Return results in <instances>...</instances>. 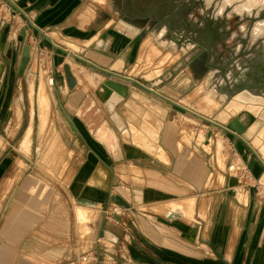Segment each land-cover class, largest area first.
Wrapping results in <instances>:
<instances>
[{
    "label": "crops",
    "instance_id": "1",
    "mask_svg": "<svg viewBox=\"0 0 264 264\" xmlns=\"http://www.w3.org/2000/svg\"><path fill=\"white\" fill-rule=\"evenodd\" d=\"M11 1L24 11L29 20L44 35L50 37L54 44L66 50L68 48V52L99 68L134 79L140 83L148 82L147 80L150 79H144V74L138 76L130 72L139 65V60L145 59L146 52L152 55L153 51H159V55L154 61L163 58L167 53H170L169 59L178 54L175 62L166 68L162 69L161 63L158 67L153 65V68L160 69L159 76L184 56L183 50H177L170 46V43L164 46L159 45L156 32H154L155 27L149 29L150 22H147V19H152L145 18V15L122 14L121 9L115 6L114 0ZM186 18L190 22H194L198 19V14L187 15ZM23 27L25 26H22L21 29H24ZM21 29L17 32V36ZM53 34L62 40L66 38L71 41L64 40V44H62L61 39L57 40ZM25 40L30 44L34 40H38L43 47L41 56H43L46 67L50 68L49 73L51 74V70L57 73L58 82H56L60 92H56L58 98L62 100L61 104L64 103V100L72 99L75 101L78 96L84 97L87 91L82 88L84 83L82 76H75L72 72L76 86L73 90H69L66 78L63 74L61 75V67L53 68L52 66L51 57L55 52L50 46L35 31L30 29L26 30ZM70 45L75 46L77 51H73ZM165 51L166 53L163 54ZM218 51L220 52L219 49ZM64 57L66 61L69 59L80 65L85 73L96 75L97 84L90 89L97 88L104 79L125 84L128 89L126 99L116 110L125 129L119 133L116 126L112 124L118 135L121 137L123 135L119 145L113 129L111 130L116 142L114 151L110 150L106 144L99 142L96 137L97 140L89 136L84 130L83 124L77 123L79 109L75 111L72 118L66 112L71 124L69 125L78 133L86 146V151L82 152L81 165L74 178V187L77 189L75 196L79 200V205L98 210L105 204L106 211L98 212L100 214L99 233L93 236L94 223L87 222L85 231L83 233L82 230L78 232L71 218H66L63 214L58 216L50 214L44 218L37 213V211H42L39 203L35 202V204L32 200L26 199L22 193H19L20 197L19 194H15V198H12L15 202L11 205L15 208L13 211L16 212V214L14 213L15 231H13L15 233L9 235L7 240L5 239L7 246L2 245L0 247V264H76L79 258L93 248L100 250L98 264H264V187L262 188L264 171L245 144L234 141L230 137L231 143L238 149L240 156L247 161L246 163L250 167L251 175L256 183L249 189V185L245 183L248 195L243 200L245 199L248 203L242 204L237 199L238 194L233 198V201L230 198V201H227L228 196L225 188H227L230 175L219 166V161L224 163V159L221 158L222 152L225 150L222 137H219L220 144L223 146L221 151L217 149L213 137L207 136V132L199 131L204 133L201 145L204 148L209 147V149L206 148L207 150H205L198 145L200 133L196 139L195 151L198 152L197 147L203 149L202 153H205L206 160L209 152H211L212 143L215 145V168H217L215 176L221 186L219 189L216 187L211 189L210 186L214 179L213 172L209 171V165L207 161L202 159V156L200 158L194 157L196 154L192 149L191 140L181 137L184 131H180L181 127L177 124L178 119L184 121L183 114L190 116L189 114L157 96L145 92L134 84L108 77L89 66L76 62L69 56ZM38 62V58L34 57L33 64ZM188 69L190 66L181 70L169 83L160 87L157 93L194 111L195 109L190 105L191 102L186 101L188 98L183 97L181 92L172 88L175 83L184 81L183 78L187 81L186 72ZM133 94L139 95L141 99H132ZM203 101L207 107L217 104L209 95H206ZM151 105L159 110L155 111ZM197 114L210 120L213 119L207 114L200 112ZM147 115H150L152 124H150L151 119L147 118ZM186 120L188 123L192 122L188 118ZM145 125L158 127L156 145L166 157L165 161L147 152L140 145L133 143L131 137L127 135L131 126L142 130ZM243 139L250 145V140ZM54 145L55 148L58 147L57 140L49 146ZM118 157H120L119 160ZM199 159L202 165H200ZM261 160L264 162V159L261 158ZM138 161L147 162L159 170L162 169L169 173L173 172L174 169L179 170L182 174L176 173L174 178H191L194 183V192H201L200 200L196 195L185 198L178 197L176 192H169L165 188L159 187L155 181L158 179L157 175H154L155 173L153 174L154 182L150 186L142 185L143 180L140 178H144V176H137L142 171L140 172L138 166L135 165ZM114 162L129 163H127V168H125L126 164L119 168L120 178L124 182L119 188L120 195L123 197V203L120 205L114 202L115 195H117L113 191L114 179L116 178ZM171 163L176 167L169 168ZM192 165H196L195 170H193ZM128 168L139 172L135 171L136 176L132 177L135 182L140 184L139 186L134 185V182L128 184L127 179H130L126 174ZM239 188H237L238 193ZM1 189L0 187V191ZM192 200L195 202L194 220L175 218L176 214L174 217H171V214H165L163 206L167 202L176 201L185 204ZM189 205L185 210H192L191 204ZM23 206L30 208L33 212L25 209V213L20 214ZM151 206L154 207L150 208ZM149 209L163 214L151 212ZM201 212L203 214L200 215ZM106 213L110 216L109 219H106ZM1 218L2 216H0V220ZM74 218L76 220V214H74ZM1 227L0 232L3 230V226Z\"/></svg>",
    "mask_w": 264,
    "mask_h": 264
},
{
    "label": "rangeland",
    "instance_id": "2",
    "mask_svg": "<svg viewBox=\"0 0 264 264\" xmlns=\"http://www.w3.org/2000/svg\"><path fill=\"white\" fill-rule=\"evenodd\" d=\"M206 7L213 5L215 14H258V12H264V0H204ZM22 11V10H21ZM14 12V13H13ZM24 13V11H22ZM25 14V13H24ZM193 14H199L197 10L194 11ZM235 19L233 16H228V29H232L235 23ZM247 22L244 21L242 25L247 26ZM22 25H27V22L18 14L13 8L5 2V0H0V187L2 188L0 191V216H2L0 220V229L3 226V230L0 232L2 235L0 237V247L2 245H8L6 240L10 237L9 235H13L15 232V216L13 210L14 207L11 205L15 202L13 200L17 194L22 193V196L26 197V199L32 200L33 203L37 202L41 206L40 210L37 211L38 214L44 216V218L48 217L50 214L58 216L65 215L67 218H71L76 226V231H81L82 233L85 231V225L87 222L94 223V231L93 236L99 233L98 228L100 226V214L98 212L106 211L105 204L101 206L98 210H93L88 213L85 209L84 205H79V200H77V196H75L76 187H74V178L75 174L78 171L82 159V152L86 151V146L83 141L78 136V133L71 128V124L69 121L68 115L66 112L70 114L69 116L72 118L74 116L75 111L79 109L81 111V115H78L80 111H78L77 123L80 122L84 126V130L88 133L89 136L95 138L94 133L98 128L101 135H105L107 138L114 140L113 134L111 130L113 129L112 122L109 120V115L102 105V103L96 98L94 95V89L92 88L96 85L97 80H95L96 75L85 73L83 68L75 62L68 59L70 66L74 71L77 69L83 70L77 73L75 71V76H82L84 83L82 84V88L84 91H87L84 97L78 96L75 101L72 99L64 100V103L61 104L62 100L58 98L57 92H60L58 85V78H56L57 73L54 72L53 75L49 73L50 68L46 67L43 56L37 57L38 63L33 64V57H31L30 65L23 77L17 76V68L19 64V60L21 57L23 44L18 43L17 40V32L21 29ZM25 29V28H24ZM235 33V32H233ZM54 35V34H53ZM54 37L58 40L61 39V43L64 40L71 41L69 39L58 38L56 35ZM260 38H264V28L261 27V33L259 34ZM54 39V38H53ZM55 40V39H54ZM55 40V41H57ZM58 42V41H57ZM73 42V41H72ZM25 43L30 44L29 42ZM18 44V45H17ZM227 44V43H226ZM232 45V42H229L228 45ZM11 45V47H9ZM66 46V45H65ZM67 47V46H66ZM79 47V46H78ZM156 49V48H155ZM68 50V48H67ZM79 50V49H78ZM75 51V50H73ZM77 51V50H76ZM163 52V54H165ZM159 55V51L152 52V55L145 53V59L143 61L139 60V65L134 67L130 73L138 76H142L144 79H152V77H156L160 74L159 68H153V65L159 66L160 63L163 65V68L168 67V65H172L175 62V59H168L170 54H166L163 58L154 61L156 57ZM167 61V63H165ZM77 62V61H76ZM169 62V63H168ZM165 63V64H164ZM38 64V65H37ZM86 66V65H85ZM76 67V68H75ZM195 67V66H194ZM86 68V67H85ZM87 69V68H86ZM61 74H63V68H60ZM74 71H72L74 73ZM90 71V70H88ZM196 70L192 67L188 69L186 72V79L183 78L184 81H179L175 83L172 88L178 90L183 94V97H187L186 101L191 102L190 105L195 109V113H203L210 115L212 118H215L217 114L220 113L225 107V100H222L219 96H213L216 101L215 106L207 107L204 103V96L208 91L207 87V79L208 75L205 72H195ZM91 72V71H90ZM77 73V74H76ZM138 73V74H137ZM33 75V76H32ZM86 75V76H85ZM90 75V76H89ZM94 76V77H92ZM42 78L45 82V93L47 92V96L49 98V110H48V119H47V127L46 130L41 134L39 131V113L37 106V96L39 92L38 88V80ZM52 77L53 80L50 78ZM87 77V79L85 78ZM89 78V80H88ZM93 80H90L92 79ZM34 79V80H33ZM33 80L34 83V92H33V105L30 103L29 98V82ZM86 80L93 81L94 85L87 84ZM57 81V82H56ZM73 90V89H72ZM82 99H81V98ZM80 98V99H79ZM185 100V99H184ZM80 103V104H79ZM243 113V112H242ZM241 114H237L236 116H232L230 118L241 117ZM32 115V117H31ZM255 117V121L260 122V127L264 125V115L260 113L259 115H253ZM185 117L184 121L182 119H178V126H180V131H184L183 136L184 139L191 140V146L193 151L196 148V139L197 135L203 132H211V136L213 140H215L216 147L219 151L223 149L222 144H220V138H223V144L225 150L222 152L221 158L224 159V163L219 161V166L221 169L225 170L224 172L231 173V176L236 175V170L233 172L231 169L232 165H237L236 160L238 157L244 160L237 148L231 143V138L229 135L224 133L223 131L216 129L205 122L200 121L199 119L182 115ZM149 119L150 115H147ZM74 118V117H73ZM188 118L192 122L188 123ZM80 120V121H79ZM229 120V121H230ZM151 121V120H150ZM49 122V123H48ZM253 122V123H254ZM68 123V124H67ZM89 123V124H88ZM91 123V124H90ZM248 125H252L253 123L248 122ZM70 124V125H69ZM32 125V136H31V145L30 149L26 153H21L22 151H16V145L18 143V139H20L23 134L26 132L28 126ZM89 126V127H88ZM91 127V128H90ZM63 128V129H62ZM110 131H109V130ZM117 138V142L120 145L121 138L123 136H119L118 133L113 129L112 130ZM204 133L199 134V142L198 145L203 149L207 150L209 147L204 148L201 145V139ZM202 135V136H201ZM96 139V138H95ZM58 141V147L49 146L50 144ZM77 140V142H76ZM97 140V139H96ZM234 140V139H233ZM115 141V140H114ZM237 141V140H235ZM239 142V141H238ZM47 143V144H46ZM106 150L109 149L104 146ZM198 152H194V157L202 159L209 165V171L213 172L214 179L210 188H218L221 186L216 179V169L215 168V145L212 143L211 152L206 160V155L203 152V149L197 147ZM110 152V151H109ZM237 153V155L235 154ZM114 154V153H113ZM236 156H233V155ZM120 157H118L119 160ZM115 164V175L116 178L114 183V192L115 195V203L120 205L123 203V197L120 195V187L123 185V180L120 178V169L121 165H125L128 167V162H114ZM128 163V164H127ZM200 163V159H199ZM225 164V165H224ZM135 165L138 166L139 171L141 172L137 176L143 175L144 178H140L143 180L142 185L150 186L154 182V175H157V181L159 187L165 188L166 191L176 192L178 197H191L197 196L200 200L201 192H194V183L191 178H174L177 174L181 175L182 173L174 169V164H170L169 168L174 167V171L169 173L165 170H159L157 167L152 166L147 162H137ZM200 165H202L200 163ZM193 170H195L196 165H192ZM249 167V166H248ZM239 168V166H238ZM172 169V170H173ZM199 169V168H198ZM248 179L245 180L244 183H247L248 189L251 188L254 184V178L251 175L250 167ZM131 170V171H130ZM136 170L133 171L132 168H128V172L126 173L128 178V184L134 182V185L139 186L138 182H135L132 177L136 176ZM264 171V170H263ZM139 173V172H137ZM184 174V173H183ZM223 174V172H222ZM118 176V177H117ZM176 177V176H175ZM138 178V177H136ZM132 179V180H131ZM159 180V181H158ZM222 181V180H221ZM33 184H35L33 186ZM37 184V187H35ZM175 185L177 188L175 189ZM31 186V187H30ZM45 186V187H44ZM47 186V187H46ZM171 186V187H170ZM256 186V185H255ZM35 187V189L33 188ZM183 187V188H182ZM239 197L237 198L242 204H247L245 198L248 195L247 187L239 186ZM264 185L262 186V188ZM10 188V189H9ZM30 188V189H29ZM47 188V190H46ZM49 188V189H48ZM182 188V189H180ZM238 188V187H237ZM28 189V190H27ZM227 191V188H225ZM224 189V190H225ZM261 189V187H260ZM253 190V189H252ZM9 191V192H8ZM33 191V192H31ZM46 191V193L44 192ZM8 192V193H7ZM41 192H43L41 194ZM6 193V194H5ZM32 193V194H31ZM16 194V195H15ZM228 196V195H227ZM14 197V198H13ZM20 197V194H19ZM216 197V195H215ZM218 197H220L218 195ZM13 198V199H12ZM233 201L234 199L228 196L227 201L230 199ZM25 199V198H23ZM28 200V202H29ZM18 202V201H17ZM173 202V203H172ZM176 202V201H175ZM171 201V203L167 202L163 208L165 214H171V217L179 218V219H193V215L195 214V202H187L185 204H181L179 202L175 203ZM47 203V204H46ZM28 204V203H27ZM36 204V203H35ZM86 204V203H85ZM171 204V205H170ZM191 204L192 210H185L188 208V205ZM170 205V207H169ZM84 206V207H83ZM74 207L75 212H74ZM81 207V208H80ZM150 208H153L152 206ZM167 208V209H166ZM171 208V209H170ZM27 209L29 212L32 210L30 208H26L23 206L21 213H25L24 210ZM150 210V209H149ZM185 210V211H183ZM151 212L157 214H163L159 211L150 210ZM33 212V211H32ZM35 212V211H34ZM74 214H76V220L74 218ZM203 212L200 213V215ZM186 216V217H185ZM51 217V216H50ZM110 216H108L109 219ZM188 217V218H187ZM77 221V222H76ZM31 233V232H30ZM29 233V234H30ZM18 234V233H17ZM6 239V240H5Z\"/></svg>",
    "mask_w": 264,
    "mask_h": 264
},
{
    "label": "water",
    "instance_id": "3",
    "mask_svg": "<svg viewBox=\"0 0 264 264\" xmlns=\"http://www.w3.org/2000/svg\"><path fill=\"white\" fill-rule=\"evenodd\" d=\"M175 1L177 2L175 13L166 14L165 16L146 14L145 18L152 19L155 15L157 24L154 32L157 35V42H163L165 45L170 43V46L175 47L177 50H183L184 56L158 78L140 83L134 79L99 68L54 44L50 37L44 35L11 0H5L28 24L25 29L20 30L16 40L18 43H24L17 68V76L23 77L30 65L32 57L30 44L25 43L26 30L30 29L35 31L55 52L51 57L52 66L53 68H63V76L66 78L69 90L76 86V81L64 56H69L103 75L134 84L190 116L223 131L232 137L234 141L237 140L245 144L264 170V162L242 138L248 123L241 120V117L233 118L225 126H222L157 93L160 87L169 83L181 70L187 66L194 68L197 60L205 56L206 74L209 75L207 87L215 95L229 102L237 95L246 92L263 99L264 102V38L259 37L261 27L264 28V12L260 11L258 14H215L216 10L213 5L206 7L204 0ZM195 10L199 13L198 19L190 22L186 16H193ZM228 16H233L236 21L237 31L235 33L228 29ZM244 21L248 23L247 26L242 25ZM189 26L190 28H188ZM255 26L258 27L257 32H253ZM229 42H232V45L227 47L226 53L218 51L223 43L229 44ZM127 94L128 89L125 84H119L109 79H104L94 90V95L106 109L109 120L116 126L119 133L124 131L125 126L116 110L126 99ZM254 119V116H248V122L253 123ZM207 136L210 137L211 132H208ZM240 183L237 177L230 175L227 181V195L232 197L229 189L237 187Z\"/></svg>",
    "mask_w": 264,
    "mask_h": 264
},
{
    "label": "bare ground",
    "instance_id": "4",
    "mask_svg": "<svg viewBox=\"0 0 264 264\" xmlns=\"http://www.w3.org/2000/svg\"><path fill=\"white\" fill-rule=\"evenodd\" d=\"M258 27L255 26V28L253 29V32H257ZM18 37V36H17ZM159 45L164 46L165 43L163 42H159ZM70 48L72 50H77V48L73 45H70ZM168 54V53H167ZM170 54V53H169ZM166 55V54H165ZM170 57V56H169ZM178 58V54H176V56L173 57V59H177ZM169 59V58H168ZM66 63H68V66L71 64L69 63V61L67 60ZM71 66V65H70ZM70 68L71 72L74 71V66L73 68ZM76 68V67H75ZM84 70V69H83ZM80 69L75 70L77 71V73L79 74V72L83 71ZM74 71V74H75ZM76 73V74H77ZM83 73V72H81ZM73 75V74H72ZM33 76V75H32ZM86 76V75H85ZM90 76V75H89ZM159 76V74L155 77L157 78ZM94 77V76H92ZM84 78V77H83ZM87 79V77H85ZM150 79L147 80L148 82L151 80ZM34 80V79H33ZM33 80H30L29 82V89H28V94H29V98H30V103H33V92H34V83ZM89 80V78H88ZM90 80H93L90 79ZM94 81V80H93ZM93 81H90L93 85ZM89 81L86 80V83H88ZM90 83V84H91ZM89 84V85H90ZM91 84V85H92ZM97 84V83H96ZM95 86V85H94ZM92 87V86H91ZM38 96H37V106H38V113H39V131L42 134L47 127V119H48V110H49V98L47 96V92L45 93L44 89H45V82L44 80L40 77L38 80ZM206 95H209L211 98H213V96H215V94L213 93L212 90L208 89ZM205 95V96H206ZM204 96V97H205ZM138 99L140 100L141 97L139 95L133 94L132 95V99ZM222 100H224V98H221ZM214 100V98H213ZM215 101V100H214ZM154 103V101H153ZM33 105V104H32ZM152 108H154V110L158 111L159 109H157L155 106H152ZM80 111V110H79ZM243 112V113H242ZM131 113V112H130ZM148 113V112H147ZM144 113V114H147ZM165 113V112H164ZM241 120H243L244 122L247 123L248 121V116L250 114L253 115H259L260 113H262L264 115V102L263 99L255 97L253 95H250L246 92L241 93L239 95H237L235 98H233L232 100H230L229 102L225 103V107L222 111H220L219 114H217V116L213 119H211L213 122H216L218 124H227L230 120V118L232 116H236L237 114H241ZM149 114V113H148ZM78 115H81V111ZM131 115V114H130ZM120 116V115H119ZM133 116V115H132ZM135 116V115H134ZM163 116V115H162ZM32 117V115H31ZM153 117V116H152ZM165 117V116H164ZM148 118V117H147ZM133 119V118H132ZM146 119V118H145ZM149 120V119H148ZM145 121V120H144ZM152 121V119H151ZM150 121V124H152ZM156 121V120H155ZM148 122V121H147ZM49 123V122H48ZM89 124V123H88ZM91 124V123H90ZM161 124V123H160ZM155 125V123H154ZM139 126V125H138ZM89 127V126H88ZM91 128V127H90ZM32 125L28 126L26 132L23 134V136L19 139L17 145H16V151H22L21 153H26L29 151L30 149V145H31V136H32ZM129 132H128V136L131 137V141L135 144L140 145L141 147H143L147 152L152 153L155 155V157L157 156L158 158H160L161 160H166V157L163 155V153L161 152V150L157 147L156 145V141H157V133H158V127L154 128L152 125H145L143 126L142 130L137 129L134 126H131V128H129ZM160 129V127H159ZM95 137L99 140V142L106 144V146L110 149V150H115L116 148V142L114 140H111L109 138H107L105 135H101L98 128L95 130ZM204 135V134H202ZM201 135V136H202ZM123 136V135H122ZM242 138H246L248 140H250V146L255 150V152L257 153V155L259 156V158L264 159V125L260 127V122L257 120L255 121L252 125H250L244 135V137ZM47 144V143H46ZM207 145V144H206ZM144 151V150H143ZM146 154V153H145ZM152 157V156H151ZM158 160V159H157ZM159 163V162H158ZM220 164V163H219ZM163 166V165H162ZM165 166V165H164ZM238 166L237 165H232L231 169L233 170V172H235V170H237ZM233 177H236L233 176ZM220 178V177H219ZM35 184H33L34 186ZM239 186H244L246 187V184L244 182H241L237 187ZM31 187V186H30ZM37 187V184L36 186ZM35 187H33L35 189ZM45 187V186H44ZM47 187V186H46ZM237 187L233 188V189H229V192L232 194V198H235L238 194V189ZM30 189V188H29ZM49 189V188H48ZM47 190V188H46ZM33 192V191H31ZM46 193V191H44ZM43 192H41L42 194ZM175 202V201H174ZM192 202V201H191ZM169 203V202H168ZM171 203V201H170ZM173 203V202H172ZM176 203V202H175ZM171 205V204H170ZM169 205V207H170ZM188 205V204H187ZM82 206V205H81ZM163 206V205H162ZM190 206V205H189ZM84 207V206H83ZM154 207V206H153ZM81 208V207H80ZM85 209L88 211V213L90 214L91 210L93 211V209L86 207ZM167 209V208H166ZM171 209V208H170ZM184 211V210H183ZM186 217V216H185ZM188 218V217H187Z\"/></svg>",
    "mask_w": 264,
    "mask_h": 264
},
{
    "label": "flooded vegetation",
    "instance_id": "5",
    "mask_svg": "<svg viewBox=\"0 0 264 264\" xmlns=\"http://www.w3.org/2000/svg\"><path fill=\"white\" fill-rule=\"evenodd\" d=\"M115 6H118L121 9L122 14H133V15H141L144 16L146 14H161L165 16L166 14H173L176 12V4L175 0H114ZM124 5V7H123ZM147 22H150L149 29H153L157 20L155 15L152 20L147 19ZM232 31V29H230ZM236 22L234 23L233 32H236ZM201 32V31H199ZM231 46L223 43L222 47L219 48L220 52L226 53L227 47ZM205 59L203 56L199 58L196 62L195 69L197 72H206L205 68ZM195 71V72H196Z\"/></svg>",
    "mask_w": 264,
    "mask_h": 264
},
{
    "label": "built area",
    "instance_id": "6",
    "mask_svg": "<svg viewBox=\"0 0 264 264\" xmlns=\"http://www.w3.org/2000/svg\"><path fill=\"white\" fill-rule=\"evenodd\" d=\"M25 26L23 28H26L27 25H22ZM22 28V27H21ZM30 50H31V56L34 57H39L40 54L43 51V47L41 44L38 42V40H34L32 44H30ZM54 74V71L51 70V75ZM52 80L53 78L50 77ZM54 81V80H53ZM237 155V153H235ZM233 156H236V155ZM238 163L239 168L236 170V177L240 182H245V180L248 179V174H249V167L248 164L245 163L243 160H241L240 157L236 160ZM231 175V173H228ZM106 219H108L107 213L105 214ZM99 242L97 240V246ZM99 247V246H98ZM99 248H93L91 249L87 254L83 255L79 260L76 261V264H98L99 263Z\"/></svg>",
    "mask_w": 264,
    "mask_h": 264
}]
</instances>
